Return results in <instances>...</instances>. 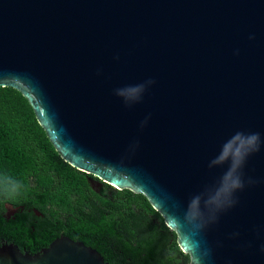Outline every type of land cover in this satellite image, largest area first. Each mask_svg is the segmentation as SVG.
<instances>
[{
	"label": "water",
	"instance_id": "obj_1",
	"mask_svg": "<svg viewBox=\"0 0 264 264\" xmlns=\"http://www.w3.org/2000/svg\"><path fill=\"white\" fill-rule=\"evenodd\" d=\"M148 79L130 107L115 95ZM5 87L64 162L142 195L189 264H264V0H0ZM238 131L262 141L245 187L197 229L184 214L219 186L228 164H209ZM0 264L107 263L62 237L35 255L0 246Z\"/></svg>",
	"mask_w": 264,
	"mask_h": 264
},
{
	"label": "trees",
	"instance_id": "obj_2",
	"mask_svg": "<svg viewBox=\"0 0 264 264\" xmlns=\"http://www.w3.org/2000/svg\"><path fill=\"white\" fill-rule=\"evenodd\" d=\"M4 175L21 181L26 191L8 199L0 190L1 203L20 205L36 196L73 208L77 227L87 235L85 240L78 233L79 239L107 264H189L174 234L142 195L109 186L101 195L92 191L88 176L60 158L28 101L9 87L0 88V176Z\"/></svg>",
	"mask_w": 264,
	"mask_h": 264
},
{
	"label": "clouds",
	"instance_id": "obj_3",
	"mask_svg": "<svg viewBox=\"0 0 264 264\" xmlns=\"http://www.w3.org/2000/svg\"><path fill=\"white\" fill-rule=\"evenodd\" d=\"M249 39H254V37L250 36ZM154 83L155 80L148 79L140 84L117 88L114 90L115 95L122 98L125 105L130 107L140 102L145 91ZM149 119L150 116L141 121V129L147 125ZM261 143L260 133L245 134L238 131L222 145L220 153L210 162L209 167L227 163L228 169L221 177L219 186L210 195L201 194L190 200L183 217L185 223L202 229L206 223L215 221L219 212L235 205L237 201L234 193L245 187L242 168L251 154L260 151ZM137 146L138 144H135L132 147ZM248 183L254 184L256 181L249 178ZM0 190L6 198L15 199L26 191V186L21 181L4 175L0 176ZM202 200L203 208L201 207Z\"/></svg>",
	"mask_w": 264,
	"mask_h": 264
},
{
	"label": "flooded vegetation",
	"instance_id": "obj_4",
	"mask_svg": "<svg viewBox=\"0 0 264 264\" xmlns=\"http://www.w3.org/2000/svg\"><path fill=\"white\" fill-rule=\"evenodd\" d=\"M87 182L90 189L100 195L102 189L108 186L89 176ZM35 198L20 205L0 202V246H12L22 253L35 255L47 249L58 238L82 242L79 233L87 240L80 225L77 227L73 208H61L58 203ZM90 203L87 202V207Z\"/></svg>",
	"mask_w": 264,
	"mask_h": 264
}]
</instances>
